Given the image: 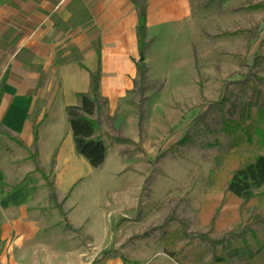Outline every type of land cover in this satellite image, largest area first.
<instances>
[{
    "label": "crops",
    "instance_id": "crops-1",
    "mask_svg": "<svg viewBox=\"0 0 264 264\" xmlns=\"http://www.w3.org/2000/svg\"><path fill=\"white\" fill-rule=\"evenodd\" d=\"M139 1L29 0L0 8V130L27 151L35 128L36 166L48 177L59 207V214L51 209L27 162L20 170L0 163V264H149L162 259L144 233L145 215L139 217L135 210L142 180L136 179L133 199L112 190V200L104 205L100 198H107L109 182L113 185L122 174H110L111 180L102 182L95 177L105 166L106 149L118 152L122 146L112 138L137 145L120 137V122L128 113L134 117L133 66L138 58L131 4ZM143 8L147 49L142 65L148 77L156 40L171 33L187 37L189 10L185 0H143ZM69 25L75 30L63 37L56 33L57 27ZM74 40L77 59L69 62L60 51ZM96 69L97 97L105 109L91 119L98 124L92 141L102 147L104 159L91 171L73 155L63 111L78 108L76 98L87 94V75Z\"/></svg>",
    "mask_w": 264,
    "mask_h": 264
},
{
    "label": "rangeland",
    "instance_id": "rangeland-1",
    "mask_svg": "<svg viewBox=\"0 0 264 264\" xmlns=\"http://www.w3.org/2000/svg\"><path fill=\"white\" fill-rule=\"evenodd\" d=\"M185 1L187 37L171 33L156 40L148 77L144 70L140 88L134 82V117L128 113L120 122V137L137 145L112 138L122 146L118 152L106 149L105 166L95 177L102 182L111 180L110 174L122 176L113 185L109 182V197L100 202L112 200V190L133 199L136 179L142 180L135 210L139 217L145 215L144 233L163 259L149 264H264V187L250 191L247 201H235L224 192L244 160L264 156L255 140L245 145L241 136L249 131L242 110L253 89L262 91L254 81L264 83V0ZM7 6L8 0H0V8ZM75 28L57 27L56 33L63 37ZM67 44L60 53L75 61L78 41ZM24 159L23 151L0 138L2 165L20 170ZM102 191L106 193L105 186Z\"/></svg>",
    "mask_w": 264,
    "mask_h": 264
},
{
    "label": "trees",
    "instance_id": "trees-1",
    "mask_svg": "<svg viewBox=\"0 0 264 264\" xmlns=\"http://www.w3.org/2000/svg\"><path fill=\"white\" fill-rule=\"evenodd\" d=\"M16 3H25L27 0H8ZM47 1V0H42ZM136 16V26L134 31L136 53L138 60H142L146 45H144V8L143 0L131 4ZM97 60V55H96ZM254 64V63H253ZM135 72V80L137 87L140 88L144 76V68L142 64H135L133 66ZM88 92L85 96L77 97V109H65L63 111L64 124L67 128L73 155L80 159L86 167L91 171H96L102 166L104 159V151L98 142L92 141V136L98 129L96 122H91L92 118H97L105 109L104 102L97 97V82L98 70L87 75ZM255 85L262 88L260 94L254 89L250 94L249 103L242 110L243 119L249 127V131H242L241 136L243 144L247 145L250 139L255 140V145L260 149L264 148V83L259 80L254 81ZM4 80L0 81V98L2 93V86ZM134 86V84H133ZM133 90V87H132ZM140 98L135 110L136 115V130L139 134V126L141 123V105ZM252 112L253 117H249ZM0 138L12 144L18 150L23 151L27 155L26 162L32 167V174L38 177L40 182L45 185L47 191V201L51 209L59 214V207L56 205L54 197L52 196L51 187L48 183L47 177L41 173L35 162V128L31 129V146L29 154L16 142L9 139L1 130ZM243 167L234 172L228 183L224 187L225 195L235 201H247L250 191H257L264 187V156L255 158L250 162L243 161Z\"/></svg>",
    "mask_w": 264,
    "mask_h": 264
},
{
    "label": "water",
    "instance_id": "water-1",
    "mask_svg": "<svg viewBox=\"0 0 264 264\" xmlns=\"http://www.w3.org/2000/svg\"><path fill=\"white\" fill-rule=\"evenodd\" d=\"M137 64H142V60L139 59L138 62H137Z\"/></svg>",
    "mask_w": 264,
    "mask_h": 264
}]
</instances>
